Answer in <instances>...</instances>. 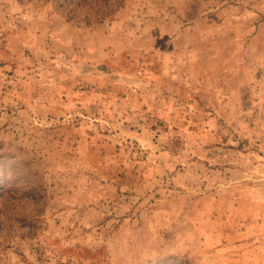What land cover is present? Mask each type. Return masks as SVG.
I'll list each match as a JSON object with an SVG mask.
<instances>
[{"label": "rangeland", "instance_id": "rangeland-1", "mask_svg": "<svg viewBox=\"0 0 264 264\" xmlns=\"http://www.w3.org/2000/svg\"><path fill=\"white\" fill-rule=\"evenodd\" d=\"M0 264H264V0H0Z\"/></svg>", "mask_w": 264, "mask_h": 264}, {"label": "trees", "instance_id": "trees-1", "mask_svg": "<svg viewBox=\"0 0 264 264\" xmlns=\"http://www.w3.org/2000/svg\"><path fill=\"white\" fill-rule=\"evenodd\" d=\"M82 1H84V0H82Z\"/></svg>", "mask_w": 264, "mask_h": 264}]
</instances>
